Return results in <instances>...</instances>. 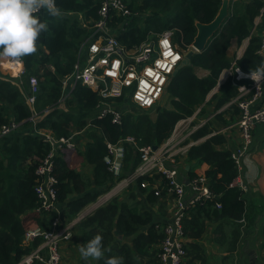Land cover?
Here are the masks:
<instances>
[{
    "label": "trees",
    "instance_id": "16d2710c",
    "mask_svg": "<svg viewBox=\"0 0 264 264\" xmlns=\"http://www.w3.org/2000/svg\"><path fill=\"white\" fill-rule=\"evenodd\" d=\"M133 15L131 18L114 15L109 26L114 30L121 23L124 27L117 31L118 39L127 47L139 45L156 37L167 29L173 30V41L186 50L193 42L197 27L196 22H210L219 12L222 0H125ZM61 12L52 17L45 9L38 16L48 25L37 41V50L20 58L25 67L22 75L23 87L16 83L18 78L3 74L0 70V128L12 120L19 122L17 129L0 138V264H18L21 258L30 253L41 241L36 238L30 244L24 242L25 231L22 216L38 208L40 198L35 190L40 181L36 170L43 159L54 149L52 175L56 178L57 201L64 204L62 211L68 218H73L97 198L108 192L119 180L126 177L127 170L133 171L140 162L138 146L161 145L173 134L176 124L183 118L192 116L197 108L206 101L209 92L216 87L225 68L230 67L235 56L229 55L232 40L240 45L248 39L243 53L236 59L239 68L246 72L255 69L264 62V55L259 52L262 44L264 17L261 15L264 0H230L229 17L221 28L208 41L203 51L195 52L192 64L180 68L167 83L163 98L166 101L150 109L124 105V97L116 98L113 103L124 110L121 123L113 122L111 113L99 117V92L81 82L77 83L65 100V108L58 107L64 93L62 85L66 75L72 73L78 61L85 63L87 47L82 46L91 32L90 26L100 18L99 9L102 0H56ZM255 28V31L253 29ZM8 57H2V67L11 63ZM196 67L209 71L200 77ZM10 71V70H9ZM39 79L36 110L43 112L54 107L37 123V129L50 131L57 139L70 137L75 130H83L87 136L86 144L80 154L88 164L93 165L92 176L86 177L83 171L68 166L62 151L38 133L28 119L31 108L25 101L29 90V77ZM237 86L232 79L223 82L219 91L210 100H216L215 110L222 108L236 94ZM168 104V105H167ZM232 116L223 120L225 124L236 121L240 110L236 105L215 115L222 118L227 111ZM155 113V116L152 115ZM200 112V111H199ZM201 111L199 115H203ZM236 115V116H235ZM215 130L212 121H207L195 129L185 142L197 141L188 149L185 160L203 161L210 167L203 174L212 191V195L195 205L186 208L183 219L185 238L197 239L206 230V222L234 223V241L239 235L242 218L246 226L256 225L254 206L248 200L245 190L232 185L237 177V165L231 157L233 149L228 148V138ZM132 136L135 143L125 142ZM124 142L126 155L123 173L116 178L104 161L107 142ZM28 163L26 174L19 173V168ZM19 170V171H18ZM188 177L195 179L199 175L192 169L187 170ZM154 177H162L159 193L142 186L147 181L155 183ZM142 176L136 180L141 192L147 193L148 201L161 209L166 206L169 196L168 182L165 176ZM77 194L75 198L71 197ZM121 201L112 197L105 205L79 223L85 231L84 244L97 234L102 236L104 256L95 259L97 264H105L107 257L121 256L122 264H143V258L157 254L155 244H161L165 236L164 224L156 222L149 210L139 213L123 203L122 212H118ZM220 204V207H218ZM58 212L40 213L36 221L44 229H50ZM236 222V223H235ZM115 226V227H114ZM148 227L147 232H138L141 227ZM123 236H132L133 252L128 244H121L113 231ZM264 236V224L262 225ZM112 242V244H111ZM235 247V246H234ZM186 254L181 264H195L194 258L203 259L202 254L190 255L192 248L200 250L196 243L189 246L185 241ZM160 249L158 250L159 253ZM158 256V254H157ZM191 256V257H190ZM188 260L185 262V259ZM33 264H40L35 262ZM156 264H159L157 261ZM203 264V263H201Z\"/></svg>",
    "mask_w": 264,
    "mask_h": 264
},
{
    "label": "built area",
    "instance_id": "2783aa9c",
    "mask_svg": "<svg viewBox=\"0 0 264 264\" xmlns=\"http://www.w3.org/2000/svg\"><path fill=\"white\" fill-rule=\"evenodd\" d=\"M264 9H262L263 11ZM38 15V13H37ZM100 18L90 26L92 29L85 44L87 47L86 62H77L72 73L66 75L62 85L66 91L59 100L58 107L65 108V100L70 91L79 82L99 92L100 103L99 117L108 113L113 115V122L121 123L124 110L113 103L116 98L124 97V105H128V99L138 108L150 109L155 107L162 100L166 86L173 71L181 63L185 51L173 41V30L167 29L139 45L127 47L117 37V31L124 26L119 23L114 30L109 22L114 15H123L131 18L133 10L130 9L125 0H102L99 9ZM262 15V13H261ZM260 15V16H261ZM192 44L188 47L191 49ZM259 52L264 55V34ZM239 57V56H238ZM230 67L225 68L215 87L217 90L228 78L232 79L237 86V94L227 103V106L236 105L239 110V117L235 125L239 128L241 142L232 150L231 157L237 165V177L231 183L244 190L246 185L240 180L243 170V158L251 150L253 144V131L258 124H264V78L254 81L251 78L240 77L236 59ZM21 65L16 75L19 87H23L22 75L25 73L23 62L15 60ZM29 90L25 93V101L31 108L32 114L28 118L33 128L44 138L50 141L54 148L64 146L73 148L75 146L72 137L56 138L50 131L40 128L37 123L54 109L46 108L43 112L36 110L37 95L39 93V79L32 75L29 77ZM199 109L190 117L181 119L175 126L172 136L163 144L155 147L153 144L138 146L140 162L137 167L125 179H121L119 185H127L142 176L154 177L155 174L165 176L168 182L169 194H175V206L171 218L164 224L165 236L161 241L158 253L159 264H181L186 254L185 235L183 230V219L186 208L193 206L212 195L206 177L203 175L191 181L194 191L193 199L188 203L185 200V186L180 179L177 163L180 157L185 156L190 146L200 140L185 142L195 129L190 128ZM204 123L197 126L200 127ZM19 122L12 120L0 128V138L10 134L17 129ZM196 128V129H197ZM125 142L135 143L132 136L127 137ZM108 152L104 161L116 177H120L123 171L126 148L124 142H107ZM54 149L43 159L37 167V174L40 181L35 190L40 198L39 213L58 212L50 229H44L40 225L27 228L24 235V242L30 244L36 238L41 237L42 241L30 252L25 254L18 264H66L61 254V246L64 241L73 237V228L77 220L70 221L63 225L60 219L59 206L57 201V190L55 188L56 178L52 175ZM155 183L142 182V186H150L152 190L159 193L162 184V177H154ZM220 207V204H218Z\"/></svg>",
    "mask_w": 264,
    "mask_h": 264
},
{
    "label": "crops",
    "instance_id": "0c3cea01",
    "mask_svg": "<svg viewBox=\"0 0 264 264\" xmlns=\"http://www.w3.org/2000/svg\"><path fill=\"white\" fill-rule=\"evenodd\" d=\"M262 9H264V6ZM261 13L262 15L256 19V23L261 21V18L264 17V10L261 11ZM253 31H255V28ZM262 34H264V30ZM247 43L248 39L244 40L240 45L237 43L236 39H233L232 45L229 48V55L232 54L233 57L240 56L247 46ZM20 65L21 63L19 62L18 66ZM195 70L197 75L200 77L206 76L209 73L208 70L199 67H196ZM218 91L219 88L217 90L213 88L207 95L206 101L197 108L200 112H204H202L203 115H199L200 112L195 115V117L199 116V119L193 124V126H191V129H196L201 123L205 124L207 121H212L215 128L213 133L221 132L225 134V136L228 138V148L234 149L241 142L239 128L235 125L239 115H235L236 121L231 124H225L223 120H227L233 115L232 110L231 112L228 110L221 119L215 118L217 113L229 107L227 104H225L222 108L215 110L217 101L210 100V98ZM71 137L75 146L73 148L64 146L60 149L64 154L68 166L72 169L83 171L86 177L92 176L93 165L88 164L84 157L80 154V151L84 149L86 144V134H84L83 130H75ZM27 166L28 163H25V167L22 165L21 168L24 167L26 171ZM209 167L210 166L203 161L188 162L185 160L184 156L179 158L177 168L179 170L180 179L185 186L184 195L185 200L188 203L194 197V191L191 186V181L194 179L188 177L187 170L192 168L199 176H201ZM25 171L20 169L19 173L24 175L26 174ZM126 173L127 177L130 173H132V171L127 170ZM126 177L122 179H125ZM185 179H188L189 182H186ZM240 180L244 183V185H246V196L252 203V206H254L256 225L248 227L245 223L246 220L242 218V226L239 227L240 235L235 242L233 235L237 227L234 223L228 222L221 224V222H209L207 220L206 230L199 238L194 240L189 237L185 238L188 246L193 242L196 243V246L200 249L198 250L196 248H192L190 255L193 256L202 254V256H204L203 259L194 258L193 263L264 264V236H262V225L264 224V124H258L254 128L253 144L251 146L250 152L243 158V170L241 172ZM119 182L120 180L116 182V184L108 192L100 195L96 201L87 204V206H85L79 212V214L73 218H68L66 214H63L62 208L64 204L59 205L58 203L60 219L63 225L75 219L77 220L73 228V237L70 240L64 241L61 246V254L66 264H97L94 258L85 260L79 253V247L84 244L85 239V231L81 228L82 226H80L79 223L82 219L93 214L99 207L105 205V203H107L112 197H117L119 201L125 203L129 207H132L139 213L143 212L144 210H149L153 213L156 222L165 224L171 218L176 202L174 197L169 196L166 206L161 209L158 205H153L148 201L147 193L141 192L138 189L136 180L130 182L127 185H119ZM149 190H152L150 186ZM77 196V194H74L71 199ZM123 203H121L118 208L119 213L124 209L122 206L124 205ZM39 214L40 213L36 208L24 214L22 216L24 225H26L28 228L37 226L38 223L36 218ZM147 228L148 227L146 226L141 227L138 232L146 233ZM113 235L115 238L119 239L121 244H128L131 250L135 252L134 248L132 247V236L119 235L115 230L113 231ZM160 247V243L154 245V248L157 250V254ZM157 254L151 257L143 258V264H156L158 261ZM187 260L188 258L185 259V262Z\"/></svg>",
    "mask_w": 264,
    "mask_h": 264
},
{
    "label": "clouds",
    "instance_id": "9594fccd",
    "mask_svg": "<svg viewBox=\"0 0 264 264\" xmlns=\"http://www.w3.org/2000/svg\"><path fill=\"white\" fill-rule=\"evenodd\" d=\"M45 9L49 16H58L61 9L56 0H0V57L19 60L37 50L40 35L47 31L48 25L37 13ZM240 77L258 81L264 78V62L250 72L237 70ZM102 236L95 235L79 247L85 260L104 256ZM123 257H107L105 264H122Z\"/></svg>",
    "mask_w": 264,
    "mask_h": 264
},
{
    "label": "water",
    "instance_id": "95a60500",
    "mask_svg": "<svg viewBox=\"0 0 264 264\" xmlns=\"http://www.w3.org/2000/svg\"><path fill=\"white\" fill-rule=\"evenodd\" d=\"M230 0H222L221 7L219 9L216 17L207 23L204 22H196L197 33L192 42V47L185 54L184 57L179 64V66L173 71L172 75H176L181 67L192 64V57L195 52L203 51L208 41L213 37V35L221 28L222 24L229 17L230 9H229ZM158 145H155L157 147ZM186 182H189L188 179H185Z\"/></svg>",
    "mask_w": 264,
    "mask_h": 264
},
{
    "label": "rangeland",
    "instance_id": "374dc122",
    "mask_svg": "<svg viewBox=\"0 0 264 264\" xmlns=\"http://www.w3.org/2000/svg\"><path fill=\"white\" fill-rule=\"evenodd\" d=\"M189 49L187 48L186 50H185V53L188 51ZM231 56H232V54H231ZM233 57V56H232ZM9 59H11L12 61H14L12 58H9ZM1 61H2V57H0V70H1V72L3 73V74H9L10 76H12L13 78H16L14 75H16L17 74V72L19 71L18 69H15L16 67H14V66H12L11 65V63H9V65L7 66V68L10 70H6V69H4L3 67H2V63H1ZM70 88H71V86L69 85V86H67L66 87V91L68 92L69 90H70ZM166 101V98L164 97H162V100L160 101L162 104L164 103ZM130 104H134L133 102H131L130 101V99H128V105H130ZM168 105V104H167ZM152 115L153 116H155V113L154 112H152ZM199 119V116H197V117H195L194 119H193V121H191L190 122V128H191V126H193V124L194 123H196L197 122V120ZM24 167H25V165H24ZM24 167H22V168H19V170L21 169V170H24L25 171V168ZM18 170V171H19ZM204 176V175H203ZM205 177V176H204ZM206 180H207V178H206Z\"/></svg>",
    "mask_w": 264,
    "mask_h": 264
},
{
    "label": "bare ground",
    "instance_id": "6f19581e",
    "mask_svg": "<svg viewBox=\"0 0 264 264\" xmlns=\"http://www.w3.org/2000/svg\"><path fill=\"white\" fill-rule=\"evenodd\" d=\"M11 65L16 67L15 69H19V66H18L19 64L17 63V61H11Z\"/></svg>",
    "mask_w": 264,
    "mask_h": 264
}]
</instances>
